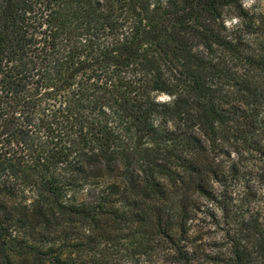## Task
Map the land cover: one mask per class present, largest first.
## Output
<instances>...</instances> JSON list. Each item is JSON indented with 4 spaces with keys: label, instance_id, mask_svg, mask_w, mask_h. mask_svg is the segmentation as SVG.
Returning a JSON list of instances; mask_svg holds the SVG:
<instances>
[{
    "label": "trees",
    "instance_id": "obj_1",
    "mask_svg": "<svg viewBox=\"0 0 264 264\" xmlns=\"http://www.w3.org/2000/svg\"><path fill=\"white\" fill-rule=\"evenodd\" d=\"M243 1L0 0V264H264Z\"/></svg>",
    "mask_w": 264,
    "mask_h": 264
},
{
    "label": "rangeland",
    "instance_id": "obj_2",
    "mask_svg": "<svg viewBox=\"0 0 264 264\" xmlns=\"http://www.w3.org/2000/svg\"><path fill=\"white\" fill-rule=\"evenodd\" d=\"M244 5L250 9V12L262 15L264 14V0H244ZM236 18H232V23ZM258 196V202H256V207H264V193H261ZM264 209V208H263ZM218 213V212H217ZM222 224L218 227L204 228V240L201 245V249H204V252L218 254L223 252L225 249V242L222 239V232L220 230ZM157 264V263H156ZM194 264H228L225 260H210L208 257H200Z\"/></svg>",
    "mask_w": 264,
    "mask_h": 264
}]
</instances>
